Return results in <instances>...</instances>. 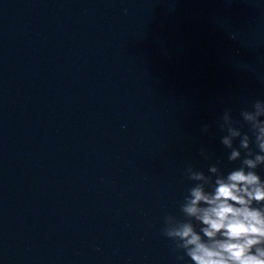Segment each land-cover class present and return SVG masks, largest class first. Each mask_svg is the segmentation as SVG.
Wrapping results in <instances>:
<instances>
[{"label": "water", "instance_id": "1", "mask_svg": "<svg viewBox=\"0 0 264 264\" xmlns=\"http://www.w3.org/2000/svg\"><path fill=\"white\" fill-rule=\"evenodd\" d=\"M258 99L264 0H0V264H176L184 170L238 167Z\"/></svg>", "mask_w": 264, "mask_h": 264}, {"label": "clouds", "instance_id": "2", "mask_svg": "<svg viewBox=\"0 0 264 264\" xmlns=\"http://www.w3.org/2000/svg\"><path fill=\"white\" fill-rule=\"evenodd\" d=\"M217 127L227 161L239 166L224 171L217 159L207 174L186 166L189 186L178 202L181 215L166 213L161 235L171 242L176 264H264V178L257 171L264 169V100L241 109L239 119L225 108ZM208 131L204 124L202 132ZM199 156L211 159L203 146Z\"/></svg>", "mask_w": 264, "mask_h": 264}]
</instances>
